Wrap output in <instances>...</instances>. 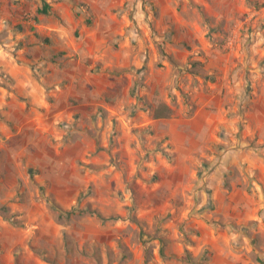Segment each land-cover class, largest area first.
<instances>
[{
    "label": "rangeland",
    "instance_id": "rangeland-1",
    "mask_svg": "<svg viewBox=\"0 0 264 264\" xmlns=\"http://www.w3.org/2000/svg\"><path fill=\"white\" fill-rule=\"evenodd\" d=\"M212 229L264 264V0H0V264H213Z\"/></svg>",
    "mask_w": 264,
    "mask_h": 264
},
{
    "label": "crops",
    "instance_id": "crops-1",
    "mask_svg": "<svg viewBox=\"0 0 264 264\" xmlns=\"http://www.w3.org/2000/svg\"><path fill=\"white\" fill-rule=\"evenodd\" d=\"M8 71L10 72L12 77L16 78L17 80L16 84L21 89H24V81L22 80V77H20V74L25 72V68L17 65L16 63L12 64L10 62ZM199 111L200 110H198V112ZM219 231L212 229L210 236H206V235L202 236L200 240L201 243L200 245L201 247L211 246L213 264H230V250L222 248L218 243V239H220V237L222 236H224L225 239H227L228 231L227 230H224V232H222V230Z\"/></svg>",
    "mask_w": 264,
    "mask_h": 264
},
{
    "label": "trees",
    "instance_id": "trees-1",
    "mask_svg": "<svg viewBox=\"0 0 264 264\" xmlns=\"http://www.w3.org/2000/svg\"><path fill=\"white\" fill-rule=\"evenodd\" d=\"M37 11H38V13H43V14H54V11L51 9L50 4H48L45 1L42 2V7L39 8ZM171 114H172V109L168 105H166L165 103H159L158 106H156V108L154 109V117L155 118L169 117ZM52 207L58 209L60 211V213H64V212L68 213L69 212V211L61 210V208L55 204ZM71 211H73V210H71ZM89 211L95 212L94 210H89ZM97 215H99V214H97Z\"/></svg>",
    "mask_w": 264,
    "mask_h": 264
}]
</instances>
